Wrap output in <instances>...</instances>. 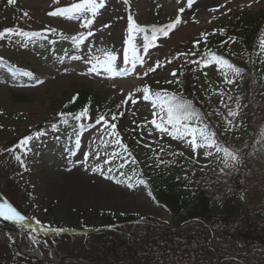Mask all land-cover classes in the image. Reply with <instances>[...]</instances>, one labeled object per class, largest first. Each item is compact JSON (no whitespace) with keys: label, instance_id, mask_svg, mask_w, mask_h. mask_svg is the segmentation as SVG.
Wrapping results in <instances>:
<instances>
[{"label":"rangeland","instance_id":"rangeland-1","mask_svg":"<svg viewBox=\"0 0 264 264\" xmlns=\"http://www.w3.org/2000/svg\"><path fill=\"white\" fill-rule=\"evenodd\" d=\"M52 1L17 0L16 7L29 13L28 22L31 28L41 29L43 26H48L61 31L62 35L49 36L46 41L33 39L31 42H26L16 36L0 40L1 57L16 66L33 70L29 75H23L8 72L0 67V126L21 132L36 125L52 114L71 93L80 88L95 89L103 101L116 98L122 102L127 99L128 103H122L115 112L117 113L115 123L124 144L127 143L128 137L133 140L127 148L139 161L138 164L133 165L136 173L153 175L154 168L149 167L152 163L149 152L154 149V144H157L159 149L161 147L164 150L170 149L196 171L201 174L208 173L203 183L199 181L192 183L191 180L186 183L185 192L189 207L193 204L190 195L194 193V188L201 187L205 195L211 199L213 212L218 213L222 209L221 203L231 195L234 186L230 175L244 169L243 162L234 169L225 168L224 172H221L220 169L224 168L221 162L223 153H215L205 161L203 150H199V163L187 159L188 156H192L189 145L182 141H174L167 136L161 139L160 133L155 131L150 123L153 118L152 113L158 109L152 107L151 101H144L140 97L143 95L142 89L145 85L150 86L152 93L157 92L163 85L169 89L168 93L176 91L174 82L165 83V81L176 80L170 73L180 68L175 58L178 50L183 45L197 41L201 33L221 29L231 15L241 16L243 19L256 15L263 9L264 0H196L191 8L187 6V0H128L127 4L123 0H106L105 7L97 12L91 28L95 35L88 37L79 48L72 44L70 37L81 33L86 36L90 29L87 28L79 33L81 19L48 15L56 8ZM112 2L115 3L113 13H104ZM181 7L185 8L183 13L178 11ZM129 8L133 19L141 28L153 24L156 18L165 19L177 15L181 16L183 24L171 32L166 39L157 40L147 53L143 50V46L147 44L144 38L145 32L133 33L137 54L143 58V64L138 61L134 64L131 59L125 60L126 39L122 37L114 54L116 57L113 62L114 72L101 70L99 75L88 74L87 69L90 65L85 64L83 60H73L70 57L77 55L87 58L93 53L100 55L101 51H108L102 41L113 31L119 35L123 31H128ZM214 8L218 11H212ZM84 16L89 18L91 13H86ZM105 24L109 27H103ZM65 36L69 38L65 39ZM229 47L236 54L246 56L241 45L232 43ZM89 48L92 52H89ZM129 56H131L130 52ZM169 60L172 62L168 63ZM157 61L161 66L144 76L143 73L149 67H155ZM196 71L199 94L204 97L201 100L205 103L204 109L211 113L210 116L216 124L224 130L225 118L233 120L235 127L230 132V147L233 151L241 152L247 144L246 136L242 132L241 116L239 114L236 118L228 117V108L235 109L236 103H239L236 97L241 95V89L237 83L232 85L225 83L215 64L207 68L196 64ZM221 92L224 93V105L228 107L221 104ZM229 96L232 100L228 99ZM133 99L137 100L135 104L131 103ZM120 112H124L122 117L119 115ZM52 121L57 122V120ZM79 125L60 126L58 131L47 130L46 135L39 138L33 134L34 139L28 146L30 151L28 155H24V160L28 169L25 178L34 188V197L27 202L23 200V203L21 201L16 203L19 207L22 206V210L26 207H34L28 217H36L50 227L58 222L69 229H75L80 224L87 226V229L98 228L102 223L101 215L106 212L112 214L117 222L123 214L170 222V213L153 199L147 185H137L129 189L124 184H117L105 179L99 172L92 171L94 167L99 166L107 173V169L111 167L113 171L110 175L124 180L125 176L132 174V170L127 172L126 165L117 171L118 165L124 161L119 158L112 159V153L114 151L122 153L128 163L131 158L123 153L119 145L112 143L113 137L107 135V132L99 131L103 124L82 130L81 145L77 149L74 129ZM150 129L152 134L148 135ZM8 137L9 132H0V141ZM138 141L142 142L138 143ZM144 144H149L150 147H144ZM180 151L185 152L186 155H179ZM212 151L215 152L214 149ZM84 152L92 155L85 163H80L84 159ZM96 153L99 154L98 157ZM106 160L112 162L108 164L105 163ZM247 160L249 168L245 173L243 172L240 188L245 190L247 205L251 209L262 210L264 215V136L261 134L256 145L247 155ZM206 163L208 167H204ZM120 172L125 173V176H121ZM148 179L156 184L152 176H148ZM245 195L241 193L244 199H246ZM125 230L124 228L123 231ZM31 235L38 237L39 241L35 239L36 243L39 242L43 246L45 240L40 238V234L31 233ZM5 243L7 242L4 240L3 244ZM5 250V247L0 245V251L3 253ZM50 259L55 261L53 257Z\"/></svg>","mask_w":264,"mask_h":264},{"label":"trees","instance_id":"trees-1","mask_svg":"<svg viewBox=\"0 0 264 264\" xmlns=\"http://www.w3.org/2000/svg\"><path fill=\"white\" fill-rule=\"evenodd\" d=\"M5 1H0V12L6 9ZM2 21L0 16V26ZM5 21L9 24V28L22 29L20 25L24 17L20 12L8 11ZM168 23L170 22H159L156 25L157 30ZM224 30L223 35L219 32L209 35L204 49L199 45L198 49L193 48L189 52L196 51V54L202 55L210 49L212 52L224 55L245 70L241 84L245 102L243 132L247 135L248 147L243 152L249 153V148L254 146L256 138L264 127V64L259 62L260 57L255 53H252L251 59L244 61L239 56L232 55L233 53L226 47L227 43L223 47L220 45L221 41L234 37V41L241 42L249 53L253 52L255 45L264 36V10L247 19L232 18ZM0 64L8 69L13 68L4 60L0 61ZM178 79L182 96L192 101L193 106L203 117L202 121L193 120L191 124L194 126L206 124L218 137L217 126L195 99L199 97L196 73L188 56L183 59V69L179 71ZM117 105H119L117 101L103 104L97 92L92 89H79L37 127H43L46 120L54 117L59 118L60 121L66 119L68 123L77 122L72 115L62 118L59 113L75 115L85 107H88L92 119L82 118L79 121L89 122L100 115L110 119ZM45 124L49 125V121ZM32 130L33 128L22 132L29 134ZM1 131L9 132V137L4 143L0 142L1 193L17 209L28 215L31 209L22 210V206L17 205L18 201L27 202L32 196L31 189L21 178L22 166L15 159L20 155L21 148L16 147L18 139L13 135L15 130L2 126ZM219 134L220 140L227 142V137ZM14 147V152L7 151ZM157 154L165 163L156 167L157 174L154 179L157 180V184L151 186V189L157 201L169 210L170 222L164 223L152 217L145 219L142 216L128 214L121 215L117 222L113 215L108 213L101 215V226L90 229V233L52 235L58 251L64 256L82 258L93 264H264V215L262 210L251 209L247 205L245 190L240 188L243 172L245 173L249 168L247 154L243 158L244 169L231 176L234 185L231 195L221 203L222 209L216 214L212 210L210 197L198 187L194 188V193L190 195L193 204L189 207L185 185L191 177H200L199 173L169 152H155L157 163ZM10 156L14 157L11 162ZM182 170L186 172L187 178L177 179L169 176L170 173H178ZM164 177L165 180H162ZM196 181L198 180L194 179L192 183ZM241 193L246 199L241 197ZM54 226L61 225L55 222ZM123 227L127 231H123ZM76 228L82 231L88 230L83 224ZM0 245L6 249L3 253L0 251V264H36L20 256L15 247L9 243L3 244V241H0Z\"/></svg>","mask_w":264,"mask_h":264},{"label":"snow or ice","instance_id":"snow-or-ice-1","mask_svg":"<svg viewBox=\"0 0 264 264\" xmlns=\"http://www.w3.org/2000/svg\"><path fill=\"white\" fill-rule=\"evenodd\" d=\"M125 4L128 3V0H123ZM196 0H187V6L191 8L192 4H194ZM8 5H16L17 0H7ZM106 0H80L79 3H72L68 7H58L55 10L48 13L50 16H61V17H67L69 19H84V27L90 29L87 32V35L85 36L83 33L79 35H72L70 37L72 44L79 48L82 44H84L85 40L88 37H92L95 35V33L91 30L92 25L94 23L95 17L97 15V12L105 7ZM250 6V5H249ZM220 7H224V5H220ZM179 13H183L185 11V8L181 7L179 10ZM212 11H218V9L214 8ZM227 11H231V9H227ZM86 13H91L92 19H88L84 16ZM29 13L27 11L23 12V17H28ZM182 23V19L180 15H177V17L172 20L170 23H168L165 26H162L158 29L159 33L163 35L164 37H167L169 33L174 30L177 25H180ZM103 27L107 28L109 25L105 24ZM44 31H51L56 32V29H45ZM144 31L143 28H141L136 21L133 19L131 15L128 16V32H129V39L126 41V43L129 45V48L125 50L124 58L125 60L131 59L132 62L135 64L137 61L140 64L144 63V60L142 57H140L137 54V48L135 44L133 43V33L135 32H142ZM224 29H214L212 33H201V37L204 39V43L207 44V38L209 35H215L217 32H219L221 35L224 34ZM42 35V32H36V31H24L23 29H15V28H5L3 30H0V40H3L5 38H11L13 36L20 37L26 42H31L33 38L39 37ZM69 37L65 36V39H68ZM147 39V37H145ZM158 37L156 35V31L153 32L151 39L148 41L147 44L143 46V50L145 53L148 52V49L153 47L155 45V42L157 41ZM234 37H229L226 41H221V47H223L224 44L228 43L229 41H234ZM194 48L198 49L200 45V41H194ZM89 52H92V49L89 48ZM129 52L131 53V56H129ZM196 56V51L191 52H182L177 53L175 58H179L180 56H184L187 58V56ZM232 55H235L234 53ZM255 55L260 57L259 62L261 64H264V36H262L259 40V48L255 52ZM73 60H83L85 64L90 65V67L87 69L88 74L95 73L97 75L101 74V70L104 72H114V66L113 62L116 60V57L108 51H101L100 55H96L95 53L89 55L87 58L84 56H77L73 55L70 57ZM0 61H3V58L0 57ZM172 61L169 60L168 63H171ZM186 62L187 59H186ZM193 64L202 65L203 67L207 68L215 64L218 66V71L221 72V75L224 77L225 83L232 85L236 83L237 79H242L244 69L241 67L235 65L233 62H231L230 59L226 58L224 55L217 54L215 52H212L210 49L206 50L200 57H198L195 60L190 61ZM160 62L157 61L155 67H149V69L143 73L144 76H147L149 72H154L158 67H160ZM19 71V69H17ZM30 73H23V75H29ZM170 75L174 78L177 77V70H172ZM182 75V73H181ZM207 75V73H205ZM180 83L179 79H176L175 81L169 80L165 81V83ZM39 83H43V81H39ZM159 83V81H157ZM142 98L144 101H151L152 107L154 109H158V111H154L152 113V120L150 121L151 125L154 126V130L160 133V138L163 139L164 136L170 137L174 141H182L189 145L192 156H188L187 159L193 160L196 163H199V150H203V158L205 161H208L209 158L213 157L215 153H223V157L221 158V162L224 164V168H221L220 171L224 172L225 168H236L237 165L241 164L243 162V158L240 156L238 151H231L227 147L222 146L220 143H218L217 134L210 130L209 126L204 124L202 126H193L190 122L193 120L196 121H202L203 117L201 114L196 110V108L193 106L192 101L185 99L182 95H178L176 93L169 94L166 90L163 91H157L155 93H152L151 88L149 85H145L142 89ZM221 104L224 107H228L227 105H224L223 96L224 93L221 92ZM131 94H129V97ZM75 99V97H74ZM229 100H232V97H228ZM239 96L236 97V100L239 101ZM72 101H70L71 103ZM137 100L133 99L131 100L132 104H135ZM122 103L127 104L128 100L122 101ZM118 109L120 108V105L116 106ZM240 108L241 104L236 103L235 109L228 108V117L236 118L240 114ZM59 115L63 118L69 115L73 116L74 120H81L82 118H86L91 120L92 118L89 116V109L88 107L83 108L79 113L73 115L72 113H66L61 112ZM119 115L122 117L124 115V112H120ZM211 115V113H209ZM111 121H117V113L113 112L111 114ZM226 127L225 132H229L232 130L235 125H233V120L225 118ZM64 123H67V120H64ZM103 124V127L99 129L100 132H107V135L113 137L112 143L119 145L121 149H123V153L127 154V157L131 158V164L136 165L139 163L137 158L133 156L131 151L127 148V146L122 142L121 134L117 130V123L110 122L104 115L98 116L94 124H88L85 125L84 123H81L77 129H74V135L76 137L75 139V146L77 149L80 148L81 145V137L83 135L82 130H86L87 128H94L96 125ZM139 127V126H138ZM52 129L55 131H58L57 125L53 124ZM110 129V131H108ZM152 134V130L150 129L148 132V135ZM46 135V132L37 131L34 136L36 138H39L41 136ZM262 136H264V132L261 133ZM33 135H28L23 137L16 147L23 148L25 153L30 151V148L28 147L30 145V142L34 139ZM142 141H138V143H141ZM144 147H150L149 144H144ZM171 147V145H169ZM215 150L213 152L212 150ZM9 152H14L15 147L11 149H7ZM161 152L164 151L163 147L160 149ZM181 156H185V152L180 151L178 153ZM90 155L92 153L84 152L83 154V161H80V163H85ZM97 157L99 156L98 153L95 154ZM119 158L124 161V163H121L118 165L117 171H119L120 168H124L128 160L127 158L120 152L114 151L112 153V159ZM16 160H18L21 164V166H24V161L21 156H16ZM157 160L158 163L156 164V167H159L161 164H164L165 161L162 159H159V155L157 154ZM111 160H106L105 163L110 164ZM151 167V165H149ZM204 167H208V164L206 163ZM93 172H99L105 179L112 180L117 184H124L129 189L136 187L137 185H147V181L142 178V173L137 174L135 169H132V174L125 176V173L120 172L121 176H125L124 180L117 179L114 175H110L112 173L113 169L109 167L107 169V173L100 168L99 166L94 167L92 169ZM230 174V173H229ZM187 178V177H185ZM123 214V213H122ZM0 218L6 221H11L13 223H16L17 225L21 226L22 228L26 230H30V233H37V230L40 231H50V226L44 224L41 220H39L36 217L30 218L33 223H29V218L23 215L20 211H18L11 203H9L7 200H4L3 202H0ZM87 228V226H85ZM65 229H56V231H64ZM33 242H35V236H32Z\"/></svg>","mask_w":264,"mask_h":264},{"label":"bare ground","instance_id":"bare-ground-1","mask_svg":"<svg viewBox=\"0 0 264 264\" xmlns=\"http://www.w3.org/2000/svg\"><path fill=\"white\" fill-rule=\"evenodd\" d=\"M115 2V1H114ZM112 2V4L110 5V7L108 9L104 10V13H113L114 8H115V3ZM133 35V34H132ZM122 37H124L126 39V41L129 39V32H122L121 35H119L116 31H113V33H110L109 35H107L103 42V45L107 46L108 51H110L113 55L115 54V51L117 49V45L119 44V42L121 41ZM134 37V35H133ZM125 41V47L128 49L129 45L126 43ZM133 43L135 44V41L133 39Z\"/></svg>","mask_w":264,"mask_h":264},{"label":"water","instance_id":"water-1","mask_svg":"<svg viewBox=\"0 0 264 264\" xmlns=\"http://www.w3.org/2000/svg\"><path fill=\"white\" fill-rule=\"evenodd\" d=\"M31 258H35V257H33V256H30ZM44 264H45V261H42ZM42 262H40V263H42Z\"/></svg>","mask_w":264,"mask_h":264}]
</instances>
